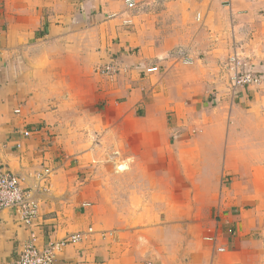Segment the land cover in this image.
I'll use <instances>...</instances> for the list:
<instances>
[{
	"label": "crops",
	"instance_id": "1",
	"mask_svg": "<svg viewBox=\"0 0 264 264\" xmlns=\"http://www.w3.org/2000/svg\"><path fill=\"white\" fill-rule=\"evenodd\" d=\"M136 1L0 0V166L84 234L54 264H264V85L228 65L264 74V0ZM27 239L0 209V264Z\"/></svg>",
	"mask_w": 264,
	"mask_h": 264
},
{
	"label": "built area",
	"instance_id": "2",
	"mask_svg": "<svg viewBox=\"0 0 264 264\" xmlns=\"http://www.w3.org/2000/svg\"><path fill=\"white\" fill-rule=\"evenodd\" d=\"M126 2L131 11L134 10L138 13L143 10V7L139 6L136 0H126ZM147 6L149 7L151 4L149 3ZM125 22H131V20L128 18ZM172 55V53H169L159 64L146 67L145 72H159L162 68L161 62L166 60L168 56L172 57ZM179 57L183 61H191L190 58L185 57L183 51H181ZM228 65L230 68L232 67L230 82L235 92L244 87H261L264 85V74L249 68L238 55L231 57ZM98 70L103 75H114L120 70V64L114 61L101 66ZM19 111L16 110V112ZM26 134L29 135V132H26ZM122 167L125 168L126 164ZM48 173H50V169H45L44 175ZM0 209H13L28 231V239L21 244L19 257L9 264H54L57 255L66 245L79 242L84 236L83 233H75L62 239L50 237L45 240L42 236L43 228L40 221V204L38 200L24 189L20 176L8 170L4 165L0 166Z\"/></svg>",
	"mask_w": 264,
	"mask_h": 264
},
{
	"label": "rangeland",
	"instance_id": "3",
	"mask_svg": "<svg viewBox=\"0 0 264 264\" xmlns=\"http://www.w3.org/2000/svg\"><path fill=\"white\" fill-rule=\"evenodd\" d=\"M111 159V158H110Z\"/></svg>",
	"mask_w": 264,
	"mask_h": 264
}]
</instances>
